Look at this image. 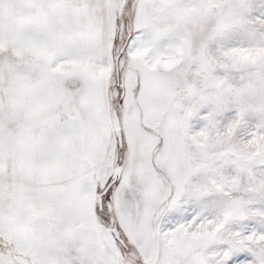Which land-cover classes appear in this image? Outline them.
Listing matches in <instances>:
<instances>
[{
  "label": "snow or ice",
  "instance_id": "1",
  "mask_svg": "<svg viewBox=\"0 0 264 264\" xmlns=\"http://www.w3.org/2000/svg\"><path fill=\"white\" fill-rule=\"evenodd\" d=\"M0 264H264V0H0Z\"/></svg>",
  "mask_w": 264,
  "mask_h": 264
}]
</instances>
